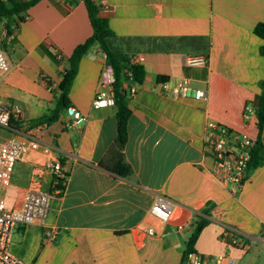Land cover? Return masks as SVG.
<instances>
[{
    "label": "crops",
    "instance_id": "obj_1",
    "mask_svg": "<svg viewBox=\"0 0 264 264\" xmlns=\"http://www.w3.org/2000/svg\"><path fill=\"white\" fill-rule=\"evenodd\" d=\"M93 1L114 34L111 51L144 58L146 78L130 100L121 151L131 174L112 171L117 108H93L97 94L109 93L100 86L106 61L98 45L81 60L69 93V107L86 121L73 123L66 108L56 122H46L60 97L61 58L93 30L83 0L40 1L4 41L11 69L0 99L19 108L21 120L0 129V143L35 140L54 154L39 149L17 162L2 196L8 210L21 211L29 190L51 192L50 161L61 162L68 179L45 226L15 230L11 253L25 264H183L193 225L204 219L195 252L208 264H264V163L238 188L212 176L204 151L209 121L258 137L257 120L245 122L243 113L257 108L262 93L264 40L255 29L264 24V0ZM190 56L208 57V67H187ZM183 79L206 91V100L170 95ZM261 140L264 145V130ZM161 198L174 210L163 225L150 216ZM185 224L191 227L180 231Z\"/></svg>",
    "mask_w": 264,
    "mask_h": 264
},
{
    "label": "built area",
    "instance_id": "obj_2",
    "mask_svg": "<svg viewBox=\"0 0 264 264\" xmlns=\"http://www.w3.org/2000/svg\"><path fill=\"white\" fill-rule=\"evenodd\" d=\"M5 35L6 32L0 27V83L11 69L9 54L2 48ZM103 58L106 61L105 54ZM130 63L132 65H143L144 58L134 56L130 59ZM208 65L209 59L205 56H190L186 59V66L190 68H207ZM65 72V66H61V76ZM114 81L113 69L106 64L100 78V86L108 89L109 93L107 95L103 93L96 95L93 101L95 110L114 105L112 94ZM127 89L130 98H134L136 96V85H127ZM170 95L177 98L191 96L196 101H204L207 98L206 91L194 88L189 79L181 80L170 92ZM67 112L75 124L86 121V118L73 107H68ZM255 112L254 107L246 106L243 113L244 121H251L256 116ZM20 116L21 111L19 108L8 109L0 99V129H11L14 121L19 122L21 120ZM254 143L255 141L246 135H238L225 125L209 121L206 125L204 151L213 161L212 176L221 183L242 188L248 179L251 148ZM39 149L46 156L54 154V150L50 146L40 145L35 140L18 141L12 139L0 143V264H25L16 258L10 250L15 230L18 227L33 224L45 226L53 197L62 195L66 186L68 176L63 165L59 161H50L47 164V170L53 179L51 192L29 190L25 194L21 211L7 209L2 192L11 185L15 165L30 152ZM173 211L170 202L165 198H161L152 206L150 216L155 223L163 225L171 220ZM190 227V224H185L179 226L178 229L183 231ZM148 234L154 236V228H150ZM227 237L232 239V235L228 234ZM231 243L236 244L235 240H231ZM247 246L250 245L247 244ZM186 264H208V262L200 254L193 252L187 254ZM230 264H234V262L231 261Z\"/></svg>",
    "mask_w": 264,
    "mask_h": 264
},
{
    "label": "trees",
    "instance_id": "obj_3",
    "mask_svg": "<svg viewBox=\"0 0 264 264\" xmlns=\"http://www.w3.org/2000/svg\"><path fill=\"white\" fill-rule=\"evenodd\" d=\"M42 0H0V27L6 32V36L2 41L4 49V41L7 34H13L14 27L24 22L28 11ZM89 20L92 26L93 34L84 43L78 45L72 55L64 60L65 74L62 75V81L59 85L60 97L58 104L54 110L46 117L48 124L56 122L61 112L69 107V93L72 85L77 77L81 60L94 45H98L101 51L106 55V64L109 65L114 72L115 81L113 84L114 106L117 108V139L116 161L113 172L121 177H127L131 174V168L126 164L121 151L128 141V123L132 115L130 108V96L127 85L140 86L144 83L146 72L142 65H132L130 59L124 55H119L111 51L110 39L114 36L110 29L107 19L99 16L100 7L93 0H83ZM255 34L264 40V24H259L255 29ZM264 55V49L261 50ZM160 81L164 79H159ZM262 93L259 97L255 116L257 120L258 137L254 146L251 148V161L249 163V172L260 168L264 163V145L261 136L264 130V80L261 83ZM207 214V212H206ZM208 222L204 219L193 225V232L187 242L184 263L186 264V256L188 253L195 252V245Z\"/></svg>",
    "mask_w": 264,
    "mask_h": 264
},
{
    "label": "rangeland",
    "instance_id": "obj_4",
    "mask_svg": "<svg viewBox=\"0 0 264 264\" xmlns=\"http://www.w3.org/2000/svg\"><path fill=\"white\" fill-rule=\"evenodd\" d=\"M187 235H190L189 232H186ZM259 249L257 247L253 248V251H258Z\"/></svg>",
    "mask_w": 264,
    "mask_h": 264
},
{
    "label": "water",
    "instance_id": "obj_5",
    "mask_svg": "<svg viewBox=\"0 0 264 264\" xmlns=\"http://www.w3.org/2000/svg\"><path fill=\"white\" fill-rule=\"evenodd\" d=\"M255 114L257 115L258 114V110L256 109V112H255Z\"/></svg>",
    "mask_w": 264,
    "mask_h": 264
}]
</instances>
